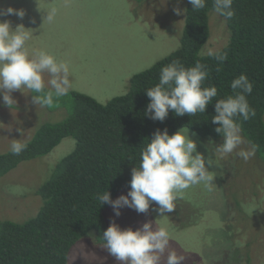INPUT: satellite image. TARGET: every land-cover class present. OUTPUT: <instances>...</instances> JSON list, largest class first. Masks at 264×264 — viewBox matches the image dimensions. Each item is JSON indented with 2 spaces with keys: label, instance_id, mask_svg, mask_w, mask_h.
I'll use <instances>...</instances> for the list:
<instances>
[{
  "label": "rangeland",
  "instance_id": "rangeland-1",
  "mask_svg": "<svg viewBox=\"0 0 264 264\" xmlns=\"http://www.w3.org/2000/svg\"><path fill=\"white\" fill-rule=\"evenodd\" d=\"M186 6L185 0H0V9L24 10L22 19L0 16V22H9L12 30L22 24L32 34L25 45L29 54L44 50L69 64L72 89L53 107L36 111L40 123L63 121L75 105V92L89 94L101 103L126 94L136 74L182 45L186 13L177 15L173 9ZM50 7L57 8L56 19L43 23L44 9ZM209 26L203 52L226 47L230 42L226 21L213 19ZM13 94L25 100L24 108L30 106L35 93L24 89ZM4 106L0 103V152L12 140L22 141L21 125L34 117L18 118V109ZM222 142L223 138L213 135L196 141L206 165L209 158L213 160L208 168L215 175L211 192L201 185L192 186L164 217L154 202L146 213L122 207L119 216L109 205L104 211L107 224L115 222L121 229L133 230L144 222H152L154 229L166 227L170 250L184 256L181 264H264V160L254 156L245 162L235 153L222 157L215 152ZM76 145V139L65 137L48 156L28 158L0 177V223L25 222L38 213L43 199L37 189L52 178L57 164ZM129 190H120L113 200ZM166 257L167 251L160 264H165ZM67 264L120 262L91 229L73 245Z\"/></svg>",
  "mask_w": 264,
  "mask_h": 264
},
{
  "label": "trees",
  "instance_id": "trees-1",
  "mask_svg": "<svg viewBox=\"0 0 264 264\" xmlns=\"http://www.w3.org/2000/svg\"><path fill=\"white\" fill-rule=\"evenodd\" d=\"M185 2L182 45L136 74L126 94L101 103L89 94L75 92L76 102L67 117L58 125L44 123L27 152L17 157L0 153L1 177L21 161L49 153L65 137L77 141L75 149L57 164L52 178L38 189L43 199L38 213L25 222L0 223V264H67L73 245L91 229L104 243L103 231L109 226L104 211L109 204L100 205L97 195L108 191L113 199L120 190L130 188L132 169L157 129L172 134L188 128L200 137L223 138L211 123L214 106L217 99L234 95L230 83L240 74L253 84L246 98L256 115L247 121L236 118V122L246 141L256 145L255 156L264 160V0H233L232 19L219 15L230 32L229 44L221 49L227 53L223 63L202 50L210 37L209 14H217L212 0H206L199 11ZM174 61L186 68L198 62L205 65L209 75L202 86H215L217 97L204 113L177 116L170 110L163 122L152 120L145 114L150 102L146 90L159 82L161 69Z\"/></svg>",
  "mask_w": 264,
  "mask_h": 264
},
{
  "label": "clouds",
  "instance_id": "clouds-1",
  "mask_svg": "<svg viewBox=\"0 0 264 264\" xmlns=\"http://www.w3.org/2000/svg\"><path fill=\"white\" fill-rule=\"evenodd\" d=\"M188 3L194 11L202 10L206 6V0H188ZM232 5L233 0H212L213 10L217 14H209L208 24H212L213 19L219 22L232 19ZM44 10L46 15L43 17V23H53L57 8ZM173 10L177 15L185 11L180 7ZM9 15L22 19L25 12L13 7L0 9V16ZM25 29L21 24L12 30L9 22H0V103L6 108L18 109V118L34 116L21 125L22 141L12 140L9 148L4 151L15 157L27 152L29 142L39 135L44 123H51L46 121L41 124V118L38 119L36 111L53 107L54 102L67 96L72 89L69 64L44 50H33L29 54L25 45L32 34ZM203 54L220 63L227 60V53L219 49L208 48ZM208 75L205 65L199 62L186 68L174 61L163 67L159 82L146 90L150 102L145 114L152 120L163 122L170 110L177 116L204 113L206 106L218 94L215 86H202ZM230 88L234 95L217 99L214 106L216 114L211 118V123L216 125L215 131L223 136V142L215 152L222 157L235 153L238 158L247 162L255 156L256 145L244 140L236 118L247 121L256 115L255 109L250 107L246 98L252 93L253 84L247 75L240 74L231 81ZM24 89L35 94L31 102H28L30 106L23 108L25 100L13 98L12 93ZM178 129L172 134H169L167 129H157L140 152L138 166L132 169L130 190L115 200L108 191L98 194L96 199L100 205L109 204L115 215L119 216L122 207H128L137 213H146L150 203L154 202L158 205V213L164 217L175 210V202L182 199L185 190L192 186L201 185L211 192L215 175L208 168L212 166L213 160L209 158L206 165L204 156L197 152L196 141H200L204 136L193 134L188 128ZM242 145L247 147H241ZM194 152L196 155H193ZM47 154L35 158L48 156ZM102 238L104 248L120 264H160L166 251L165 264H181L184 260V256L170 250L171 236L168 229L164 226L154 229L152 222H144L135 230L131 227L121 229L112 222L103 231Z\"/></svg>",
  "mask_w": 264,
  "mask_h": 264
}]
</instances>
